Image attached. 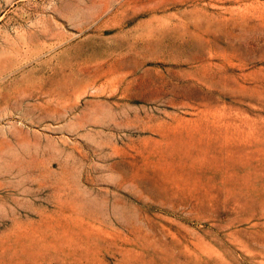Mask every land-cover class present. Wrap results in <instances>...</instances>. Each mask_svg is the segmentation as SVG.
Returning a JSON list of instances; mask_svg holds the SVG:
<instances>
[{"label": "rangeland", "instance_id": "1", "mask_svg": "<svg viewBox=\"0 0 264 264\" xmlns=\"http://www.w3.org/2000/svg\"><path fill=\"white\" fill-rule=\"evenodd\" d=\"M0 264H264V0H0Z\"/></svg>", "mask_w": 264, "mask_h": 264}]
</instances>
